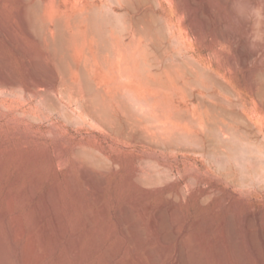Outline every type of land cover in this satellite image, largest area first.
<instances>
[{"label":"rangeland","instance_id":"obj_1","mask_svg":"<svg viewBox=\"0 0 264 264\" xmlns=\"http://www.w3.org/2000/svg\"><path fill=\"white\" fill-rule=\"evenodd\" d=\"M263 72L264 16L238 17L232 0H0V239L10 263L22 264L26 242L41 246L34 212L56 184L71 229L80 219V247L98 246L92 264H264ZM164 115L178 122L176 140L158 133ZM220 136L232 147L215 148ZM82 149L104 167L75 156ZM41 156L52 165L29 164Z\"/></svg>","mask_w":264,"mask_h":264},{"label":"bare ground","instance_id":"obj_2","mask_svg":"<svg viewBox=\"0 0 264 264\" xmlns=\"http://www.w3.org/2000/svg\"><path fill=\"white\" fill-rule=\"evenodd\" d=\"M97 12V11H96ZM96 12H93L94 14L96 13ZM29 14V13H28ZM92 14V13H91ZM90 14V15H91ZM93 14V15H94ZM92 15V16H93ZM97 15V14H96ZM96 15H94L95 16V20H96ZM100 15V14H99ZM98 15V16H99ZM89 18V17H88ZM107 19V18H106ZM105 19V20H106ZM97 20H99V23H101L102 21H103V19H101L102 21L100 22V19L99 18H97ZM59 22V21H58ZM88 22H89V20H88ZM99 23H97V24H99ZM60 24V23H59ZM256 24H258V23H256ZM60 26V25H59ZM58 26V28H60L61 29V32L63 31L64 32V30L62 29V27L60 26L59 27ZM254 27H255V25H254ZM93 28V27H92ZM60 29H58V30H60ZM63 32L60 34V36H59V34H58V37H57V39H56V42H54L55 44H56V47H57V49L60 51V53L61 52H63V50L65 49L64 48V46L65 45H67V44H65L64 42H66V40L64 39V35L65 34H63ZM93 32V31H92ZM259 32V31H258ZM57 33V32H56ZM59 33H60V31H59ZM65 33V32H64ZM99 33V32H98ZM52 34V33H51ZM102 34V33H101ZM53 35V34H52ZM57 36V35H56ZM67 36V35H66ZM249 36V35H248ZM247 36V37H248ZM102 37H103V34H102ZM98 38H100V36L98 37ZM53 39H55V38H53ZM67 39V38H66ZM257 39V38H256ZM65 40V41H64ZM52 42V43H53ZM51 43V44H52ZM55 44H53V45H55ZM256 46V45H255ZM64 48V49H63ZM255 49V48H254ZM66 50V49H65ZM253 57H255L254 55H253ZM264 73V72H263ZM260 76V75H259ZM263 76V75H262ZM261 76V77H262ZM260 78V77H259ZM262 78H264V77H262ZM87 85V84H86ZM85 85V86H86ZM86 92H88L87 93V95L88 96H91V98H92V100H94V103L97 105V101L98 100H101V96H100V94L98 93V91L96 92L94 89H93V87L91 88V87H87L86 86ZM99 103H101V101L99 102ZM108 106V105H107ZM111 109V108H110ZM110 109H108V108H103V112L105 113V114H107L106 116H109V115H111V110ZM162 109H164V108H162ZM110 110V111H109ZM165 110V109H164ZM112 113H113V111H112ZM161 113V112H160ZM168 113H170L169 112V110H168ZM173 113V112H172ZM162 114V113H161ZM169 116H170V114H168V119H169ZM163 117V116H162ZM161 117V118H162ZM165 117V115H164V117H163V121L162 120H160V121H162L160 124H159V128H160V130H159V128H156V130H157V132H158V130H159V132L158 133H160V131H161V133H163V131H164V133H166L167 131H172L173 133H170V132H168L170 135L171 134H173L172 135V137L169 135V134H167L168 135V137L170 138H173V139H175L173 136L174 135H176L177 133V135H179L180 133H179V131H180V127H178V126H176V125H174V124H176V123H178V122H176V123H174L173 124V121L172 122H169V121H167V118ZM173 117V116H172ZM175 117H177V113H176V115H175ZM175 117H173L172 119H175ZM111 118V117H110ZM160 118V117H159ZM164 118H166L165 120H164ZM170 118H171V116H170ZM197 119V118H196ZM159 120V119H158ZM179 120V119H178ZM176 121V120H175ZM174 121V122H175ZM182 121V120H181ZM190 122V121H189ZM246 123H244L243 125H245ZM189 125V124H188ZM192 125V124H191ZM211 126V125H210ZM214 126V125H213ZM212 126V127H213ZM216 126V125H215ZM158 127V126H157ZM192 127V126H191ZM162 128V129H161ZM188 128H190V127H188ZM214 128V127H213ZM248 128V127H247ZM193 129H194V127H193ZM218 129V128H217ZM166 130V131H165ZM211 130V129H210ZM234 130V129H233ZM232 130V131H233ZM185 131V130H184ZM214 131H216V130H214ZM219 131H222V132H224L223 130H219ZM226 131V130H225ZM175 132V133H174ZM183 132V131H182ZM186 132V131H185ZM228 132V131H227ZM226 132V133H227ZM243 132V131H242ZM241 132V133H242ZM161 134L160 135V137L162 136V135H164V136H166L165 134ZM190 133V132H189ZM203 133V132H202ZM211 133V132H210ZM218 133V132H217ZM221 133V132H220ZM235 133V132H234ZM244 133V132H243ZM246 133V132H245ZM182 134V133H181ZM196 134V133H195ZM228 134V133H227ZM247 134V133H246ZM159 135V134H158ZM158 135H156L157 136V138H158ZM176 135V136H177ZM205 135H206V132H205ZM224 135V134H223ZM243 135V134H242ZM215 136V135H214ZM244 136H245V134H244ZM254 136V135H253ZM159 137V138H160ZM167 137V136H166ZM168 137H167V139H168ZM178 137H180V136H178ZM189 137V136H188ZM193 137V136H192ZM198 137V136H197ZM200 137V136H199ZM208 137V136H207ZM206 137V138H207ZM218 137V136H217ZM222 137H224V136H222ZM222 137L220 136V138L222 139ZM234 137V136H233ZM248 138H249V135L247 136ZM247 137H245L246 139L245 140H247V141H249V139L247 138ZM155 138V137H154ZM158 138V139H159ZM162 138H163V136H162ZM162 138H161V140H160V144L162 145V144H164V143H166V142H162V141H165V139H163L162 140ZM195 138V137H194ZM201 138V137H200ZM209 138V137H208ZM237 138V137H236ZM242 138V137H241ZM157 139V140H158ZM180 139V138H179ZM179 139H177V141L179 140ZM196 139V138H195ZM214 139H216V137L214 138ZM221 139H216V140H212V141H210V142H212V145L215 147V148H217V147H221V146H223L222 148H224V146L225 147H232V146H228V144L226 143V140H221ZM225 139V138H224ZM243 139V138H242ZM176 140V139H175ZM189 140H191L190 139V137H189ZM188 140V141H189ZM174 140H169V142L168 143H170V142H173ZM187 141V140H186ZM185 141V142H186ZM187 141V142H188ZM193 141V140H192ZM236 141V140H235ZM260 141H262V140H260ZM152 142H154V141H152ZM174 142H176V141H174ZM174 142H173V145L176 147V144H174ZM202 142V141H201ZM252 141H250V143H251ZM155 143H157V141H155ZM167 143V144H168ZM200 143V142H199ZM245 143V142H244ZM247 143H249V142H247ZM247 143H245V144H247ZM259 144H257L256 146V148H258L257 149V151H258V154H263L264 153V144L263 145H260V142H258ZM159 143H157V145H158ZM183 144H185V143H183ZM187 144V143H186ZM185 144V145H186ZM171 145V143L170 144H168V148H169V146ZM248 145V144H247ZM250 145H255L254 144V142L252 143V144H250ZM177 146H178V144H177ZM196 146V145H195ZM209 146V145H208ZM200 147H201V145H200ZM243 147V146H242ZM177 148V147H176ZM186 148V147H185ZM209 148V147H208ZM220 149L219 148V150H223V149ZM235 148H237V147H235ZM249 148H251V146L249 147ZM170 149V148H169ZM198 149V148H197ZM201 149V148H200ZM199 149V150H200ZM211 149V151L213 152V149L212 148H210ZM57 150V149H56ZM217 150V149H216ZM216 150H214V151H216ZM225 150H226V148H225ZM230 149H228V152H231V151H229ZM238 150V151H237ZM236 151V153L235 154H238V152L241 150H239V149H237ZM244 150V149H243ZM202 151V150H201ZM247 151V150H246ZM58 152V151H57ZM243 152H245V151H243ZM253 152H254V150H253ZM211 153V152H210ZM222 153H223V151H222ZM232 153V152H231ZM38 154V153H37ZM216 154V153H215ZM225 154H227V153H225ZM243 154V153H242ZM252 154V153H251ZM256 154H257V152H256ZM29 155V154H28ZM78 155V156H77ZM210 155V154H209ZM219 155V154H218ZM254 155V154H253ZM30 156V155H29ZM28 156V157H29ZM37 156V155H36ZM35 156V153H34V157H36ZM58 157H60L59 156V154L57 155ZM75 156H77V157H79V158H81L82 160H84L85 161V163H87V165L89 164L90 166H92V167H97V168H103L104 167V165H105V162L103 161V160H101L99 157H97L94 153H92V152H90V151H86V150H80V151H78V153L76 152V155ZM211 156V155H210ZM231 156H232V154H231ZM247 156V155H246ZM217 157V156H216ZM238 157V156H237ZM251 157V156H250ZM257 157V156H256ZM1 158V157H0ZM31 158V157H30ZM37 158H39V157H37ZM63 157H60L59 159H61V160H63L62 159ZM214 158V157H213ZM241 158V157H240ZM245 158V157H244ZM264 158V157H263ZM32 159V158H31ZM78 159V158H77ZM231 159V158H230ZM256 159V158H255ZM249 160V159H248ZM27 161V160H26ZM36 161H38V163L36 162ZM36 161H34V160H30L29 161V164H31L32 166H41V165H43V164H45V163H49L50 165H52V162H51V160L49 159V158H47V156H41L40 157V159L39 160H36ZM60 161V160H59ZM252 161V160H251ZM259 161V160H258ZM4 163V162H3ZM59 163H61V162H59ZM253 163V162H252ZM258 163H260V162H258ZM251 165V164H250ZM253 165H254V163H253ZM253 165H251V166H253ZM58 166V165H57ZM61 166V165H60ZM258 166H260L259 164H258ZM257 167V166H256ZM261 167V166H260ZM259 167V168H260ZM262 167H263V165H262ZM252 168V167H251ZM255 170V169H254ZM36 174V173H35ZM87 179V178H86ZM74 187V186H73ZM96 187V189H97V186H95ZM35 190V189H34ZM74 191H76V190H74ZM78 191V190H77ZM31 193H32V191H30ZM30 193V194H31ZM76 194V193H75ZM32 195H33V193H32ZM31 195V196H32ZM80 195V194H79ZM76 196H77V194H76ZM75 196V197H76ZM33 197V196H32ZM78 197L79 196H77L76 198L78 199ZM10 198V197H9ZM31 198V197H30ZM73 198V197H72ZM10 199H12V198H10ZM18 199V198H17ZM74 200V199H73ZM79 201V200H78ZM12 207H13V205H12ZM36 208H37V211L36 212H34L35 214L37 213V216H36V219H34V217H33V219H34V221L36 222L35 223V225H36V227L35 228H38L39 230H38V233H39V231H41L42 232V240H40L41 241V246H35V244H28L29 242H32V240L31 241H29V242H26V244L27 245H25V246H23V248H22V250L20 251V254H21V260H22V264H92L91 262H92V259L95 257V255L98 253V246H97V244H96V242L95 241H93V242H90L92 245L90 246L89 245V247H88V249L87 250H83L80 246H81V241H82V239H83V233L81 232V230H80V219L78 218V215H77V218H76V221L75 222H73L72 224H73V226H75L76 228H74V230L73 229H71V226L69 225V222H68V220H69V217H73V209L71 210V208H70V210L69 211H65V210H63V208H62V206H61V194H60V192H59V188H58V186L55 184V185H53L52 186V188L50 189V190H48V192L42 197V198H40V200H39V203L37 204V206H36ZM10 208H8V210H9ZM13 209V208H12ZM34 210V209H33ZM76 210V209H75ZM79 210V209H78ZM8 213V212H7ZM5 214V213H4ZM7 215V214H6ZM11 218H13V217H11ZM16 218H18V217H16ZM32 219V220H33ZM18 220H19V218H18ZM9 221H10V219H9ZM33 221V222H34ZM13 222H15V221H13ZM6 223V222H5ZM19 224V223H18ZM33 224V223H32ZM156 226V225H155ZM70 227V228H69ZM8 228V227H7ZM9 230H11L12 231V233L14 234L13 235V250H15L16 252H17V250H19V248H18V246H19V242H20V235L21 234H19L17 231H16V225L15 224H11L10 225V228H8ZM88 232H91L92 231V229H91V225H88ZM33 230V229H32ZM10 231V232H11ZM37 233V232H36ZM23 234V233H22ZM32 234V233H31ZM34 235V234H33ZM11 236V235H10ZM22 237V236H21ZM27 237H29V236H27ZM1 238V237H0ZM30 238V237H29ZM32 239V238H31ZM28 240V239H27ZM92 241V240H91ZM11 243V242H10ZM37 244V243H36ZM5 245H7V244H4L3 242H2V240L0 239V264H11L10 263V261H9V259H10V257H9V255L11 254V255H13V251L12 252H10L7 248H6V246ZM12 247V246H11ZM10 248V247H9ZM21 249V248H20ZM15 252V253H16ZM139 252L136 250L135 251V255L137 256V257H139L140 258V256H139ZM10 255V256H11ZM155 255V254H154ZM143 260V259H142ZM140 261H141V259H140ZM188 261V260H187ZM16 262V261H15ZM143 262V261H142ZM175 263V262H174ZM21 264V263H20ZM143 264H144V262H143ZM145 264H147L146 262H145ZM175 264H182V263H179V262H176Z\"/></svg>","mask_w":264,"mask_h":264},{"label":"clouds","instance_id":"obj_3","mask_svg":"<svg viewBox=\"0 0 264 264\" xmlns=\"http://www.w3.org/2000/svg\"><path fill=\"white\" fill-rule=\"evenodd\" d=\"M232 8L238 17H262L264 16V0L251 3V0H232Z\"/></svg>","mask_w":264,"mask_h":264}]
</instances>
